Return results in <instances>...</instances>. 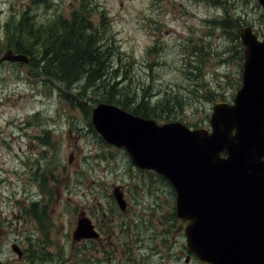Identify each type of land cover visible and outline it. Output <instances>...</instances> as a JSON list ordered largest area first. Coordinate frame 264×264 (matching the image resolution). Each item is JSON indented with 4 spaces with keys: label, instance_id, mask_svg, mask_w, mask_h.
Returning a JSON list of instances; mask_svg holds the SVG:
<instances>
[{
    "label": "rangeland",
    "instance_id": "rangeland-1",
    "mask_svg": "<svg viewBox=\"0 0 264 264\" xmlns=\"http://www.w3.org/2000/svg\"><path fill=\"white\" fill-rule=\"evenodd\" d=\"M97 1L111 19L121 50L133 56L135 81H146L152 90L179 88L183 92L186 105L179 110L175 102L171 112L154 118L160 124L180 121L190 128H208L212 106L232 103L240 87L239 48L217 25H212V20L221 19L225 10L234 18L241 17L238 31L248 25L262 38L264 30L262 10L255 0ZM28 3L0 0V27ZM74 3L52 0L51 5H55L52 10L67 15ZM52 10L48 11L50 15ZM38 14L44 18L43 11ZM155 44L157 53L149 54ZM196 46L202 48L196 52ZM5 51L0 48V58ZM188 61L196 65L202 62L194 75H186ZM151 63L154 66L149 71L146 64ZM91 107L86 106L87 114L72 108L56 82L36 76L26 65L0 64V179L7 177L12 184L8 190L0 187L3 232L24 228L31 233L34 248H40L32 253L35 262H45L40 254L44 253L48 264H94L95 258H113L115 253H98L96 248L93 250V242L71 240L77 217H89L93 204V211H104L107 217L119 216L109 221V241L118 248L112 264H120L124 256L130 259L128 264H199L186 257L182 225L175 221L174 190L153 173H138L122 150L108 147L94 130L92 133L88 125ZM16 156L17 174L11 175ZM30 173L35 176L28 183ZM39 181L43 182V192L37 186ZM114 187L123 191L129 204L125 214L131 220L124 227L118 223V212L107 213L108 206L114 209L115 204L122 214L113 198ZM31 201L37 204L30 210ZM40 231L47 243L37 246ZM134 233L141 240L139 250L133 248Z\"/></svg>",
    "mask_w": 264,
    "mask_h": 264
},
{
    "label": "water",
    "instance_id": "water-1",
    "mask_svg": "<svg viewBox=\"0 0 264 264\" xmlns=\"http://www.w3.org/2000/svg\"><path fill=\"white\" fill-rule=\"evenodd\" d=\"M256 1L264 18V0ZM239 39L241 85L233 104L213 105L210 132L180 122L157 125L111 104L91 111V124L106 144L124 149L134 167L172 186L177 219L187 221L186 249L203 264H264V32L259 40L245 26ZM3 62L27 64L28 56L6 50ZM113 196L123 211L119 188ZM94 237L80 215L73 240Z\"/></svg>",
    "mask_w": 264,
    "mask_h": 264
},
{
    "label": "trees",
    "instance_id": "trees-1",
    "mask_svg": "<svg viewBox=\"0 0 264 264\" xmlns=\"http://www.w3.org/2000/svg\"><path fill=\"white\" fill-rule=\"evenodd\" d=\"M51 2L29 0L20 12L11 14L0 27V48L28 56L26 66L32 68L36 76L56 82L72 108L87 114L86 106L111 104L146 119L171 112L170 107L175 102L179 110L186 105L179 88L152 90L146 81H135L131 66L133 56L121 50L111 19L97 0H75L67 15L52 10L55 5ZM38 11H43V19L39 18ZM240 18L224 10L221 19L211 23L230 37L242 59L238 38ZM198 48L202 46L194 50L198 52ZM157 51L155 44L148 53ZM187 63L186 75H194L198 64H202L201 61L197 65L192 61ZM152 66L154 63L146 64L147 70L151 71ZM181 72L183 74V69Z\"/></svg>",
    "mask_w": 264,
    "mask_h": 264
},
{
    "label": "flooded vegetation",
    "instance_id": "flooded-vegetation-1",
    "mask_svg": "<svg viewBox=\"0 0 264 264\" xmlns=\"http://www.w3.org/2000/svg\"><path fill=\"white\" fill-rule=\"evenodd\" d=\"M92 133H93V130H92ZM111 148H113V147H111ZM120 150H122L124 152L125 156L129 160V157H128L127 153L123 149H120ZM221 156L224 157L225 155L222 153ZM15 163L16 164H15V167L11 171V175H16L17 174V171L15 170L16 167H17V156L15 157ZM21 165L22 166H26L25 162H21ZM134 169H136V168H134ZM136 171L138 173H149V174H152L151 171H145V170H139V169H136ZM154 175H156L158 179L162 178V176H160V175H157V174H154ZM34 176H35L34 173H30V175H29V177L27 179V182L28 183H30V181L33 182L34 181ZM42 183L43 182H41V181L37 182V186L39 188V191H42V189H41V184ZM92 184H93V181H92ZM14 186L16 187L15 184H14ZM0 187H5L6 188L5 190H8L7 187H9V188L12 187V184L10 183L9 178L5 177L4 179H0ZM122 193H123V191H122ZM91 194H92V201H93V187H92ZM174 196H175V192H174ZM9 197L11 198L12 195H10ZM123 197H124V195H123ZM15 203L17 204V201ZM35 204H37V203L34 202V201L29 202V204H28V205H30L29 209L31 210V208H33ZM174 206H175V202H174ZM128 207H129V204L125 201V208L126 209H124L122 211V214H120L118 208L114 204V209L108 206L107 213L113 215L114 214V210L116 212H118V214L120 215V218H121V221L118 222V223H119V225H122L124 227V225L125 224H129L130 220H131V218L129 219V216H127L125 214L128 211ZM29 209L27 208V210H29ZM104 217H105V219H103ZM88 218H89L90 223L92 225L95 237L93 238V240L85 239V240H80L79 242H93V250H95V248H96L98 253L100 251H102L106 255H111L112 254L111 252L115 253L113 255V258H110V257L107 258V256H105V258H102V259L95 258V261H94V264H102L103 262L105 264H112V260L116 261V253L118 252V248L116 246H114V244L109 241L111 239V237H112V232L110 231L111 228H112V226H110V224L112 222H109V221L112 218L117 219V218H119V216H117V217H113V216L107 217V215L105 214L104 211H101L100 213L97 210L93 211V204H91L90 216ZM27 221H28V215H27ZM175 221L182 225V236L185 239L184 226L187 224V222H181V221H179L177 219L176 207H175ZM7 224L11 225V222H8ZM2 225H3V223L0 221V264H31V263L32 264H48L49 263L48 255H46L44 253H40V254L44 255L45 262H40V261L39 262H35L34 261L32 253L35 252V251L39 252L40 248L39 247L38 248H34V246L32 244L34 238H33L31 233L29 234L27 232V230H25L24 228H21L20 230L16 228V231L14 233H12L11 231H9V232L4 231L3 232ZM25 225H26V221L23 222V226H25ZM38 225H40V223ZM19 231L21 233H19ZM39 234H40V236H39L40 238L38 237L37 240H40V241L37 243V246H39V243L40 244H42V243L46 244L47 243L46 239L42 238V236H44V233L40 231ZM136 234L137 233H134L133 236H132L133 240H134L133 248H134V250L136 248H137V250H139L140 247H141L140 246V241L141 240L139 241V238H137ZM24 244H25L26 247L22 248L21 245H24ZM122 245L123 244H121L120 246L122 247ZM97 246H106V247L105 248H97ZM154 252L159 254V251H154ZM122 255H124L123 252H122ZM170 255H171V257H174L171 254V252H170ZM186 255H187L186 257L188 258V260L191 259V258H194L190 253H188ZM107 259L110 260V262H108ZM120 259H121V263L120 264H124L126 261H127V264H128V262H131L130 259L127 258L126 256H124L123 259L122 258H120ZM116 264H117V262H116Z\"/></svg>",
    "mask_w": 264,
    "mask_h": 264
},
{
    "label": "bare ground",
    "instance_id": "bare-ground-1",
    "mask_svg": "<svg viewBox=\"0 0 264 264\" xmlns=\"http://www.w3.org/2000/svg\"><path fill=\"white\" fill-rule=\"evenodd\" d=\"M78 86V85H77ZM32 264V263H31Z\"/></svg>",
    "mask_w": 264,
    "mask_h": 264
}]
</instances>
